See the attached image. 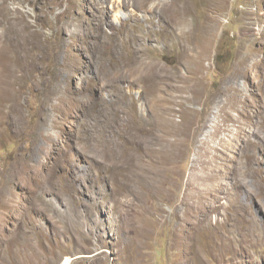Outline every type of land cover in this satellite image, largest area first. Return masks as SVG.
I'll list each match as a JSON object with an SVG mask.
<instances>
[{
	"label": "rangeland",
	"instance_id": "1",
	"mask_svg": "<svg viewBox=\"0 0 264 264\" xmlns=\"http://www.w3.org/2000/svg\"><path fill=\"white\" fill-rule=\"evenodd\" d=\"M0 264H264V0H0Z\"/></svg>",
	"mask_w": 264,
	"mask_h": 264
}]
</instances>
